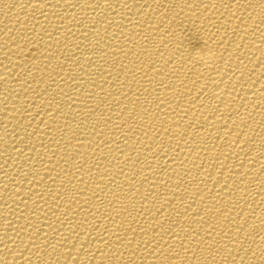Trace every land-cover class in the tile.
Here are the masks:
<instances>
[{"label":"bare ground","instance_id":"obj_1","mask_svg":"<svg viewBox=\"0 0 264 264\" xmlns=\"http://www.w3.org/2000/svg\"><path fill=\"white\" fill-rule=\"evenodd\" d=\"M0 264H264V0H0Z\"/></svg>","mask_w":264,"mask_h":264}]
</instances>
